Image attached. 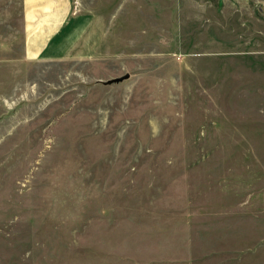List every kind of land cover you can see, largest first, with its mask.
Returning a JSON list of instances; mask_svg holds the SVG:
<instances>
[{"label":"rangeland","instance_id":"374dc122","mask_svg":"<svg viewBox=\"0 0 264 264\" xmlns=\"http://www.w3.org/2000/svg\"><path fill=\"white\" fill-rule=\"evenodd\" d=\"M26 3L0 0V264H264V0Z\"/></svg>","mask_w":264,"mask_h":264},{"label":"crops","instance_id":"0c3cea01","mask_svg":"<svg viewBox=\"0 0 264 264\" xmlns=\"http://www.w3.org/2000/svg\"><path fill=\"white\" fill-rule=\"evenodd\" d=\"M26 4H25V6H27V11L28 12H30L31 14H33L34 13V11H33V9L31 8L33 5H36L35 3H36V0H26ZM29 8V9H28ZM29 44H37L36 46H38V45H41L42 43H41V41H29L28 42Z\"/></svg>","mask_w":264,"mask_h":264},{"label":"water","instance_id":"95a60500","mask_svg":"<svg viewBox=\"0 0 264 264\" xmlns=\"http://www.w3.org/2000/svg\"><path fill=\"white\" fill-rule=\"evenodd\" d=\"M127 76V74H125L123 77H126ZM123 77H121V78H123Z\"/></svg>","mask_w":264,"mask_h":264}]
</instances>
